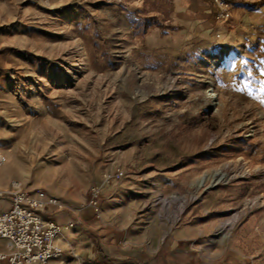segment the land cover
I'll return each mask as SVG.
<instances>
[{"label": "rangeland", "instance_id": "rangeland-1", "mask_svg": "<svg viewBox=\"0 0 264 264\" xmlns=\"http://www.w3.org/2000/svg\"><path fill=\"white\" fill-rule=\"evenodd\" d=\"M174 1L0 0V191L81 217L114 181L144 256L264 264V22L244 21L264 0Z\"/></svg>", "mask_w": 264, "mask_h": 264}, {"label": "crops", "instance_id": "crops-1", "mask_svg": "<svg viewBox=\"0 0 264 264\" xmlns=\"http://www.w3.org/2000/svg\"><path fill=\"white\" fill-rule=\"evenodd\" d=\"M177 15H196L200 16L199 4L201 0H175ZM189 5H194V9H190ZM245 24L251 22L259 24L264 22V11L258 8L251 10L246 7ZM227 13L224 14V18ZM187 18V17H186ZM251 55L250 53H248ZM249 57V56H248ZM114 181L108 182L102 187L100 213L99 217H95L91 208L88 206L84 209L83 214L77 212L81 217H77L76 214H69L64 212L66 206L62 210H55L53 208H47L43 211V215L58 223H64L70 220H77L80 224L79 229L75 232L64 230L67 245L63 244L65 250L66 264L67 259H71L72 264H79L83 261L99 260L104 264H184L182 248H176L177 244L181 245V242H177L170 247V251H167V245L159 247L152 255L144 256L142 251H136L132 249L127 240L126 227L129 223V216L127 212L119 205H114ZM113 185V186H112ZM107 190V191H106ZM60 200V199H59ZM2 201L8 203L7 199ZM8 208V207H7ZM3 210H0V213ZM3 242L0 241V246ZM71 253L77 257L74 259ZM173 253V254H172ZM149 261L150 258H153ZM146 258L148 260H146ZM190 260L192 258H189ZM0 264H7L6 262H0ZM247 264V263H240Z\"/></svg>", "mask_w": 264, "mask_h": 264}, {"label": "built area", "instance_id": "built-area-1", "mask_svg": "<svg viewBox=\"0 0 264 264\" xmlns=\"http://www.w3.org/2000/svg\"><path fill=\"white\" fill-rule=\"evenodd\" d=\"M221 6L218 17L223 18L228 4L214 0ZM4 159L1 158V163ZM118 177V174H116ZM109 180V177H105ZM9 190L0 191V200L9 201L8 208L0 213V262L7 264H66L63 244L67 245L64 230L75 232L76 220L58 223L43 215L47 208L62 210L63 203L42 190H30L18 181H11ZM88 206L95 217L100 213L98 187L90 189ZM75 259L77 256L71 253ZM79 264H102L87 261Z\"/></svg>", "mask_w": 264, "mask_h": 264}, {"label": "bare ground", "instance_id": "bare-ground-1", "mask_svg": "<svg viewBox=\"0 0 264 264\" xmlns=\"http://www.w3.org/2000/svg\"><path fill=\"white\" fill-rule=\"evenodd\" d=\"M229 53V49L228 48H224L223 50H222V56H225V55H227ZM208 95L209 96H211V97H216V93H215V91L213 90V89H209L208 90ZM1 158H3V157H1ZM4 159V158H3ZM5 163V159H4V161H3V163H1V161H0V166L2 165V164H4ZM9 170H10V168H6V169H4V170H2V172L4 173V176L9 172ZM213 177H215L214 178V180H213V184L214 183H218V182H220V181H224L226 178H227V172H222V173H215L214 175H212ZM206 180H207V177L205 176V177H202L199 181H198V183H197V187H201V186H205V184H206Z\"/></svg>", "mask_w": 264, "mask_h": 264}]
</instances>
